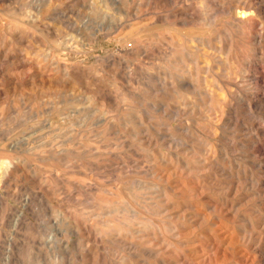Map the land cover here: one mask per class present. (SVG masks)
Returning <instances> with one entry per match:
<instances>
[{"label": "rangeland", "instance_id": "374dc122", "mask_svg": "<svg viewBox=\"0 0 264 264\" xmlns=\"http://www.w3.org/2000/svg\"><path fill=\"white\" fill-rule=\"evenodd\" d=\"M0 159V264H264V0H0Z\"/></svg>", "mask_w": 264, "mask_h": 264}, {"label": "bare ground", "instance_id": "6f19581e", "mask_svg": "<svg viewBox=\"0 0 264 264\" xmlns=\"http://www.w3.org/2000/svg\"><path fill=\"white\" fill-rule=\"evenodd\" d=\"M190 12V11H189ZM188 12V13H189ZM241 13H242V11H240ZM187 14V13H186ZM190 14V13H189ZM188 14V15H189ZM240 14V13H239ZM249 14V13H248ZM185 15V14H184ZM191 15V14H190ZM192 17V16H191ZM242 17H246V14L245 13H242ZM241 17V18H242ZM239 19V18H238ZM236 20V19H235ZM237 21H239V20H237ZM243 22V21H242ZM256 24V23H255ZM258 25V24H257ZM238 26H240V25H238ZM242 27V26H241ZM250 28V27H249ZM243 30V29H242ZM238 32H240V31H238ZM224 33V32H223ZM243 33V32H242ZM226 34V33H225ZM246 34V33H245ZM227 35V34H226ZM250 35V34H249ZM253 35H256V34H253ZM219 38V37H218ZM220 40V39H219ZM225 42V41H224ZM230 42V41H229ZM202 43V42H201ZM209 45H210V43H209ZM231 45V44H230ZM229 47V46H228ZM217 50H220V49H217ZM216 50V51H217ZM230 50V49H229ZM214 51H215V49H214ZM256 51V50H255ZM227 54H228V52H227ZM226 55V54H225ZM257 56V55H256ZM170 63V62H169ZM176 63V62H175ZM232 64H233V62H232ZM254 65V64H253ZM233 67V66H232ZM186 68V67H185ZM187 69H188V67H187ZM226 70V69H225ZM189 72V71H188ZM252 72V71H251ZM191 73V72H190ZM78 74V73H77ZM76 75V74H75ZM176 76V75H175ZM253 76V75H252ZM199 83V82H198ZM189 84V83H188ZM185 87V86H184ZM186 88V87H185ZM185 91H187V90H185ZM191 92H192V90H191ZM169 93V92H168ZM207 94H209V93H207ZM108 97V96H107ZM212 102V101H211ZM209 106V105H208ZM210 108V107H209ZM209 110H211V109H209ZM187 155V154H186ZM171 156V155H170ZM179 156V155H178ZM175 157H176V155H175ZM155 159V158H154ZM177 159H178V157H177ZM180 160H181V158H180ZM182 161V160H181ZM191 161H193V160H191ZM177 163V162H176ZM183 163H184V161H183ZM6 164V162H4L3 161V159L1 160L0 159V166L1 165H5ZM7 165V164H6ZM174 166V165H173ZM208 166V165H207ZM211 166H212V164H211ZM2 167V166H1ZM6 168V167H5ZM176 168H178L177 166H176ZM182 168V167H181ZM187 168V167H186ZM194 168V167H193ZM206 168V167H205ZM179 169V168H178ZM183 169H185V168H183ZM193 170V169H192ZM183 171V170H182ZM185 171V170H184ZM183 171V172H184ZM182 173V172H181ZM183 176V175H182ZM6 177V176H5ZM9 179V178H8ZM204 179H206V178H204ZM1 180V179H0ZM162 187V186H161ZM132 191V190H131ZM126 197V196H125ZM132 210V209H131ZM133 211V210H132ZM138 213V212H137ZM154 215V214H153ZM143 217V216H142ZM169 218V217H168ZM149 221V220H148ZM170 223V222H169ZM73 224V223H72ZM80 225H83V224H81V222H80ZM84 227V226H83ZM74 228V227H73ZM77 229V228H76ZM84 230H86V229H84ZM81 231V230H80ZM172 231H173V229H172ZM152 234V233H151ZM164 234V233H163ZM162 236V235H161ZM156 237V236H155Z\"/></svg>", "mask_w": 264, "mask_h": 264}]
</instances>
